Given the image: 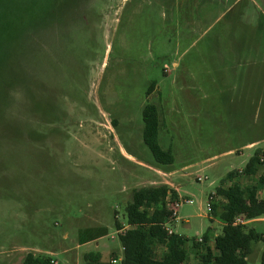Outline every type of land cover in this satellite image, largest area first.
Listing matches in <instances>:
<instances>
[{"label": "rangeland", "instance_id": "rangeland-1", "mask_svg": "<svg viewBox=\"0 0 264 264\" xmlns=\"http://www.w3.org/2000/svg\"><path fill=\"white\" fill-rule=\"evenodd\" d=\"M90 8V18H71L64 3L61 20L27 40L20 65L21 45H9L0 264H21L28 253L84 264L89 252L120 264L115 216L124 226L133 190L149 185L178 188L174 233L219 234L210 194L264 149V0H92ZM147 104L157 108L171 165H157L143 144ZM246 224L264 235V213ZM252 248L249 261L260 264L264 241ZM197 260L189 252L185 264Z\"/></svg>", "mask_w": 264, "mask_h": 264}, {"label": "trees", "instance_id": "trees-1", "mask_svg": "<svg viewBox=\"0 0 264 264\" xmlns=\"http://www.w3.org/2000/svg\"><path fill=\"white\" fill-rule=\"evenodd\" d=\"M67 3L71 18L78 13L79 18L87 19L95 10L90 8L92 0H0V87L4 90L8 80H1V69L7 59L11 43H18L22 49L15 58L20 65V57L30 37L46 31L49 25L61 20L60 9ZM85 4L84 8H79ZM75 8V10H74ZM76 18V17H75ZM18 62V64H17ZM13 81L14 86L19 82ZM154 84L147 90L152 92ZM142 140L157 165H171L174 161L169 150L158 143L159 117L157 108L147 104L142 109ZM115 125V122L112 121ZM264 149H257L241 170H232L221 180L215 192L210 194L209 214L222 224L221 232L213 234L211 228L201 236V241L176 233L168 234L166 228L171 218L170 205L178 201L175 189L167 184L149 185L134 189L130 202L125 207L126 223L123 232L117 235L122 248L120 264H185L189 252L197 256L195 264H251L252 243L264 241V236L254 229L234 225V219L242 216L250 221L264 213V200L259 198V189L264 185ZM254 184L240 185L241 178H255ZM115 228L123 225L115 216ZM163 251L157 254V248ZM84 264H112L102 261L99 253L89 252L83 257ZM49 257L26 254L21 264H51ZM116 260V258H115ZM264 264V248L260 256Z\"/></svg>", "mask_w": 264, "mask_h": 264}, {"label": "built area", "instance_id": "built-area-1", "mask_svg": "<svg viewBox=\"0 0 264 264\" xmlns=\"http://www.w3.org/2000/svg\"><path fill=\"white\" fill-rule=\"evenodd\" d=\"M197 180L200 181L201 177L200 176L197 177ZM185 202L191 203V201H189V200H186ZM178 207H179V202L178 201H176L175 203L170 205L171 218L172 219H176L177 218ZM210 209H211V206H210V203L208 201V203H207V211L210 212ZM246 223H247V220H245L242 216H237L234 219V222H233L234 225H243V224H246ZM125 226L126 225H124L123 228H121L120 230H116L117 235L120 234L121 232H123ZM166 230H167L168 234H172L173 233V231L169 227H167ZM198 240L201 241V238H198ZM50 262H51V264H56V262L54 260H52V259L50 260ZM110 262L112 264H114V263H116V260L112 259Z\"/></svg>", "mask_w": 264, "mask_h": 264}, {"label": "crops", "instance_id": "crops-1", "mask_svg": "<svg viewBox=\"0 0 264 264\" xmlns=\"http://www.w3.org/2000/svg\"><path fill=\"white\" fill-rule=\"evenodd\" d=\"M253 143H250L249 144V146H251ZM123 153H124V155L126 156V157H128V158H132L129 154H127L125 151H123ZM238 170H241V169H238ZM250 179V178H249ZM252 179H254V180H256L257 179V177H255V178H252ZM256 182V181H255ZM251 184H254V183H251ZM171 185V187H172V184H170ZM173 189H175L176 190V192H177V194H178V197H179V190H178V188L177 187H172ZM260 198V197H259ZM261 199V198H260ZM250 221H253V220H250ZM250 221H247V222H250ZM112 259H115V257H111L110 259H109V261H111ZM102 260V259H101ZM105 262H107V261H105Z\"/></svg>", "mask_w": 264, "mask_h": 264}]
</instances>
